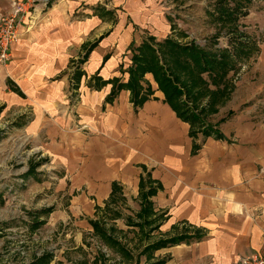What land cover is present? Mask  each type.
Wrapping results in <instances>:
<instances>
[{"label":"crops","instance_id":"0c3cea01","mask_svg":"<svg viewBox=\"0 0 264 264\" xmlns=\"http://www.w3.org/2000/svg\"><path fill=\"white\" fill-rule=\"evenodd\" d=\"M11 3L0 0V14ZM202 13L178 12L175 22L162 0H55L39 6L34 22L12 44L10 61L0 63V109L16 108L29 133L48 140L45 153L57 170L74 174L72 191L88 195V207L104 209L114 182L124 198L130 188L139 196L141 176L150 172L163 185L152 197L159 199L154 206L168 216L159 239L175 235L177 222L205 232L200 241L159 249V258L169 257L166 264H238L245 255L264 253L263 107L217 106L211 123L227 139H194L152 73L145 79L154 94L139 108L129 90L107 102L113 84L96 86L97 77L128 81L132 42L175 37L174 25L181 28ZM184 33V42L192 41ZM195 141L201 144L197 154Z\"/></svg>","mask_w":264,"mask_h":264},{"label":"rangeland","instance_id":"374dc122","mask_svg":"<svg viewBox=\"0 0 264 264\" xmlns=\"http://www.w3.org/2000/svg\"><path fill=\"white\" fill-rule=\"evenodd\" d=\"M212 3V0H162L171 21L176 22L175 14L178 12L180 14L203 12L198 15L199 19L195 17L185 26L182 24L181 28L174 25L179 32L172 37L180 43H185L187 34L184 31L187 30L192 41L197 40L196 43L206 49H216L217 24L210 15L213 11ZM241 23L243 30L253 41L254 50L227 76L224 84L228 83L227 88L230 89L228 95L223 93L217 100L212 101L209 91L203 90L210 96L201 98L200 108L223 104L228 106L236 104L234 106L236 111H239L238 107L240 110L242 108L249 110L255 105L264 108V0H251L248 15L242 17ZM183 26L188 28L185 30ZM218 43V47L227 46V36L220 35ZM130 64L131 62H127L128 66ZM203 77L211 90L217 89L210 76L205 73ZM223 87L224 85L219 89ZM231 91H235L234 98ZM238 99L241 102L235 103L234 101ZM188 103L190 107L194 106L192 101ZM15 111L16 108L0 109V264H25L34 257H40L45 251L54 254L51 264H95V258L97 261L105 260L106 264L122 262L148 264L147 254H143L142 251L145 246L157 241L163 233L159 221L143 227L136 225L141 222L137 216L141 209V197H136V192L130 188L131 191L126 192V200L123 196L124 200H120L116 205L113 203V209L121 213L120 217L114 215L116 221L109 219L110 215L104 212L103 207L98 212L94 205L88 207V203L84 202L85 197L90 199L88 195L81 191L76 193L72 191L71 178L74 174L66 173V169H56L58 167H55L51 156L45 153L48 140L46 142L43 137H41L43 140L38 139L34 132L29 133L27 125L24 127L25 121L22 122L23 118ZM25 116L27 120L31 119L27 113ZM263 116L260 121L263 120ZM207 117L210 122L213 119L217 120L211 116ZM34 164L38 166L36 172L29 174L28 170L30 166H35ZM144 177L147 180L146 174ZM153 200L159 202V199ZM93 203L94 201H91V204ZM49 206H54V211L49 216H43L44 219L41 217L44 224L36 230L31 229L33 222L31 214ZM154 207L158 215L163 214L162 218L167 219V212L159 210L157 204ZM104 215L108 216V226L115 224L117 229L121 230L115 233L119 240L132 250L134 258L131 262L123 260L117 251L103 245L94 235L89 218ZM183 223H175L171 228L172 232L181 233ZM185 225L188 223L185 222ZM100 253L104 254L103 258H98ZM154 255L155 258H159V250Z\"/></svg>","mask_w":264,"mask_h":264},{"label":"trees","instance_id":"16d2710c","mask_svg":"<svg viewBox=\"0 0 264 264\" xmlns=\"http://www.w3.org/2000/svg\"><path fill=\"white\" fill-rule=\"evenodd\" d=\"M212 2L213 11L210 15L214 17V21L217 24L216 49H206L196 43V41L180 43L171 36L159 42L153 36L145 38L139 45L136 42H132L128 48L132 53V63L126 70L129 73L128 81L123 83L121 77H116L101 82L97 77L96 86L98 88L102 87V84H113L106 101L113 102L122 89H127L130 91L131 102L134 107H142L154 94L151 84L145 79L146 74L152 73L158 83V89L164 93L165 102L172 107L183 121L189 123V134L191 137L197 139L202 134L205 138L227 139L218 129V125L215 126L207 119V116L217 110V106L209 108L202 106L200 108L199 101L202 97L209 95V93L212 95V101L217 100L223 93L228 95L230 91L227 88L228 83L224 84L227 76L243 59L248 58L254 50V47H252L253 41L247 32L243 30L241 23L242 17L248 15V5L251 0H212ZM220 35L227 36V46L218 47ZM256 47L258 48V46ZM123 66V63H121V71L125 72ZM205 73L210 76L211 82L217 87L216 90L209 88L207 80L203 77ZM76 75L74 79L78 83L82 72L79 71ZM9 84L11 85L10 81ZM200 85L202 86L199 87ZM222 85L224 87L219 89ZM14 89L19 94H22L18 88ZM203 90L209 91V93L203 92ZM190 101L194 104L193 107H190L188 103ZM200 149L201 144L195 141L192 153L197 154ZM34 165L30 166L29 174L36 172L38 166L37 164ZM144 168L146 167L144 166ZM139 185L141 209L137 216L141 219V222L136 223V225L143 227L157 221L161 225L166 218H162L164 217L163 214L158 215L152 197L163 189V185L159 181L154 180L150 172L147 173V180L144 176H141ZM110 198L105 205L104 212L110 215L109 219H114V215L120 217L121 213L110 207L112 203L117 204L120 200H124L121 187L116 182L113 183V191ZM101 209L100 206H96V212ZM53 211L54 206H49L33 212L30 216L31 220H33L31 229L36 230L42 226L44 217L49 216ZM107 218L108 216L104 215L89 220L94 235L101 240L103 245L117 251L123 260L127 259L131 262L134 258L132 250L125 246L117 237L115 232H120L121 230L117 229L115 224L108 226ZM183 226L181 233L168 238L158 239L144 247L142 252L147 254L146 261L148 264L167 263L168 256L163 258L154 257V253L159 249L200 241L204 238L205 232L203 230L194 227L191 230V225L184 224ZM99 257L103 258L104 254L100 253ZM152 259H155V261H152ZM53 260V252L45 251L40 257H34L25 264H51ZM100 262L101 264H106L105 260L97 261L95 258V264Z\"/></svg>","mask_w":264,"mask_h":264},{"label":"built area","instance_id":"2783aa9c","mask_svg":"<svg viewBox=\"0 0 264 264\" xmlns=\"http://www.w3.org/2000/svg\"><path fill=\"white\" fill-rule=\"evenodd\" d=\"M55 0H12L11 8L0 14V63L6 65L11 57V46L22 34L27 22H34L39 6L47 8ZM238 264H264V253L243 256Z\"/></svg>","mask_w":264,"mask_h":264}]
</instances>
